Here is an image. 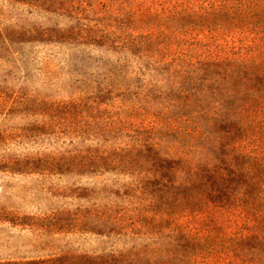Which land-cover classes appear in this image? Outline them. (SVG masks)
I'll list each match as a JSON object with an SVG mask.
<instances>
[{"label":"rangeland","instance_id":"374dc122","mask_svg":"<svg viewBox=\"0 0 264 264\" xmlns=\"http://www.w3.org/2000/svg\"><path fill=\"white\" fill-rule=\"evenodd\" d=\"M263 2L0 0V264H255L240 257L264 203L224 202L219 175L187 183L156 153L178 130L154 117L171 75L125 45L153 30L170 54L264 58Z\"/></svg>","mask_w":264,"mask_h":264},{"label":"trees","instance_id":"16d2710c","mask_svg":"<svg viewBox=\"0 0 264 264\" xmlns=\"http://www.w3.org/2000/svg\"><path fill=\"white\" fill-rule=\"evenodd\" d=\"M116 12L118 10L114 9L109 16L119 15ZM180 12L171 16L182 18ZM158 38V34L150 30L144 36H129L125 45L128 50L135 48L155 65L152 70L171 75L167 81L170 93L164 95L166 103L162 113L154 117L161 118V126L170 123L178 130H162L163 135L152 147L172 163L182 162L178 168L187 183L195 182L200 172L219 175L223 183L218 184L213 193L224 202L225 199L240 201L246 208L254 201L264 203V153L261 154L263 148L258 140L264 120V58L254 55L206 59L184 53L170 54V49L160 45ZM150 50L154 53H149ZM173 63L175 68L169 71ZM164 67L167 70H163ZM173 94L176 96L172 97ZM141 102L149 109L152 107L147 95ZM222 127L225 130H220ZM239 135L242 141L232 139ZM169 136L176 138V145L169 144ZM215 148H223L224 154L213 157L211 151ZM243 239L250 247L248 252H241L240 261L253 255L255 264H264V233ZM172 242L164 239L161 250L164 256L172 255L170 250L175 248ZM237 242L239 239H233V245ZM209 243L212 242L208 240L206 245ZM212 248L215 246L211 244L208 249ZM239 248V244H235L234 252ZM177 252L183 257L186 251L177 249ZM186 253L192 255L194 251Z\"/></svg>","mask_w":264,"mask_h":264}]
</instances>
